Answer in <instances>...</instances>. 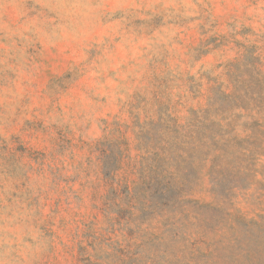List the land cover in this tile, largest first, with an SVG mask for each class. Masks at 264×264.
Instances as JSON below:
<instances>
[{
    "label": "rangeland",
    "instance_id": "1",
    "mask_svg": "<svg viewBox=\"0 0 264 264\" xmlns=\"http://www.w3.org/2000/svg\"><path fill=\"white\" fill-rule=\"evenodd\" d=\"M0 264H264V0H0Z\"/></svg>",
    "mask_w": 264,
    "mask_h": 264
}]
</instances>
